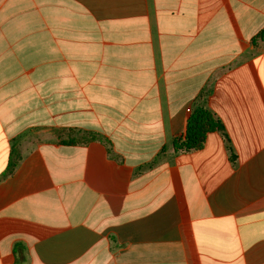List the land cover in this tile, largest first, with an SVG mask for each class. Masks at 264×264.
<instances>
[{"label": "crops", "instance_id": "obj_1", "mask_svg": "<svg viewBox=\"0 0 264 264\" xmlns=\"http://www.w3.org/2000/svg\"><path fill=\"white\" fill-rule=\"evenodd\" d=\"M0 264H264V0H0Z\"/></svg>", "mask_w": 264, "mask_h": 264}, {"label": "trees", "instance_id": "obj_2", "mask_svg": "<svg viewBox=\"0 0 264 264\" xmlns=\"http://www.w3.org/2000/svg\"><path fill=\"white\" fill-rule=\"evenodd\" d=\"M209 126V127H217L218 129H222V125L219 121L215 122L212 120L211 116H209L204 111H198L194 117L190 120L187 137L185 141V147L188 149L196 148L199 144V126Z\"/></svg>", "mask_w": 264, "mask_h": 264}]
</instances>
